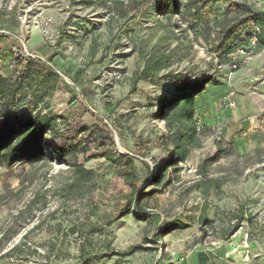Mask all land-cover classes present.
Masks as SVG:
<instances>
[{
    "label": "rangeland",
    "instance_id": "obj_1",
    "mask_svg": "<svg viewBox=\"0 0 264 264\" xmlns=\"http://www.w3.org/2000/svg\"><path fill=\"white\" fill-rule=\"evenodd\" d=\"M74 1L0 0V70L11 74L9 38H17L24 48L43 58L54 54L52 61L67 72L73 74L77 67L82 68L78 87L65 78L70 87L60 82L41 110L64 116L75 109L89 110L84 117L89 130L82 134L81 147L95 155L84 161L78 153L77 161L95 172L93 194L100 188L106 195L130 190L109 162L96 153L132 150L137 135L149 141L144 160L150 165V173L136 162L140 187L145 186L146 191L156 189L142 200L140 216H144H123L93 233V240L96 245L107 242L115 249L140 243L152 250L124 257L110 255L94 264H188L199 256L200 249L214 252L213 247L222 249L225 244L236 251L233 257L237 264H264V49L238 70H232L227 63L216 65L208 44L192 41L188 56L172 66L180 71L195 67L214 75L204 92L206 101L211 102L204 103V96L202 101L206 109L200 119L207 123L202 144L187 158L197 166L207 155L222 151L208 168V176L218 179L220 186L208 194L209 220L203 224L199 215L204 197L189 188L192 173L177 172L171 166L160 183L143 181L160 174L155 164L162 161L166 144L159 143L155 135H164L166 128L158 113L173 91L164 81L154 79L139 81L138 89L129 93V77L139 63L134 42L149 36L153 42L161 33L157 25L161 16L135 18L124 25L110 21L100 1L91 6ZM212 4L224 17L238 13L237 8L226 6V0ZM43 17L50 19L51 42L34 27L33 22ZM93 40L98 48L91 56ZM169 44L175 45L176 40ZM225 91H232V106L226 101L227 94L221 97ZM46 155V159L34 163L18 159L8 167L0 166V264L79 263L81 233L64 239V246L69 243L65 252L59 251L61 231L71 223L84 221L92 197L87 192L65 194L63 188L75 178L73 164L57 158L51 149ZM96 203L100 213L114 210L111 204ZM240 204L251 218L247 220L245 215L238 230L229 236L226 230L234 222L232 212ZM173 218L182 220L185 227L155 239L161 223ZM53 242L57 245L51 248ZM209 264H215L213 258Z\"/></svg>",
    "mask_w": 264,
    "mask_h": 264
},
{
    "label": "trees",
    "instance_id": "obj_2",
    "mask_svg": "<svg viewBox=\"0 0 264 264\" xmlns=\"http://www.w3.org/2000/svg\"><path fill=\"white\" fill-rule=\"evenodd\" d=\"M97 1H100V6L105 8L110 21H119L124 25L135 18L161 16V19L157 20L161 33L153 42L151 36L134 42L139 63L129 77L131 83L129 93L138 89L139 81L154 79L164 81L173 91L172 97L160 105L158 113L166 128L164 135H155L159 143L166 144L162 161L155 164L159 167L160 174L150 175L143 180L148 184L160 183L169 167H176L178 172L179 163L186 160L193 149L201 147L203 126L207 123H201L200 115L206 109L204 103L211 102L206 101L204 92L214 78L213 74H208L205 70H196L195 67L180 71L173 69L172 66L188 56V48L192 41L201 40L208 44L216 65L227 63L230 68L233 63L231 56L238 48L247 47L253 37L256 38L255 51L264 49V0L259 6L251 0H226V6L238 9L237 14L226 17L214 10L212 2L217 0H77L74 2L77 5L91 6ZM176 16L180 23L175 19ZM8 40L7 52L11 74H5L0 70V166L8 167L18 159H24L27 163L44 160L49 149L54 151L60 160L66 158L72 162L75 178L63 188L65 194L87 192L92 200L84 221L71 223L61 231L59 251L67 252L66 246L69 243L64 246V239L69 234L81 233L78 243V264H94L96 260L110 255L124 257L137 251L152 250L151 247H145L140 243L131 244L125 249H115L107 242L101 246L96 245L93 240V233L100 232L104 226L112 224L123 216L129 214L135 217L144 216V214L140 216L144 209L142 200L156 189L151 188L146 191L145 186L140 187L136 162L150 171V165L144 160L148 154L149 141L144 142L142 137L137 135L132 150L117 154L112 151L96 153L109 162L130 190L127 193L119 191L117 194L106 195L100 188L93 194L96 186L95 172L77 161L78 153H81L84 161L95 155L81 147L82 134L89 130L84 120L89 110L86 107L75 109L65 116L56 115L51 110L45 112L41 110V105L52 96L60 82L70 87L65 78L71 81L74 88L78 87L76 83L79 82L82 68L77 67L72 74L52 61L54 54L43 58L33 51L26 50L17 38ZM171 40H176V44L171 46L169 44ZM97 46L96 40H93L91 56L96 54ZM243 65L242 61H238L237 67L232 70H238ZM229 92L221 97L225 98ZM199 95L202 96L201 100L198 99ZM221 154L222 151L219 150L201 160L197 165L200 178L193 180L189 187L200 191L204 197L199 215V220L203 224L209 220L206 216L208 194L212 188L220 186L218 179L208 176V168ZM96 202L111 204L114 207L113 212L100 213ZM245 215L247 220H250L251 213L246 212L242 204L238 205L232 212L234 222L228 226L227 235L230 236L238 230ZM160 226L155 239L171 231L182 229L185 223L173 218L164 221ZM56 245V242L51 243V248ZM198 263L201 264L200 255Z\"/></svg>",
    "mask_w": 264,
    "mask_h": 264
},
{
    "label": "built area",
    "instance_id": "obj_3",
    "mask_svg": "<svg viewBox=\"0 0 264 264\" xmlns=\"http://www.w3.org/2000/svg\"><path fill=\"white\" fill-rule=\"evenodd\" d=\"M251 1L257 6H259L262 2V0H251ZM49 20H50L49 18H48V20H46V18L43 17V19H40V18L36 19L33 23H34V27L40 28L42 30V32L44 33L43 36L48 38L49 42H51V39L53 38V34L50 33V30L48 29V21ZM53 43H55V42L53 41L52 44ZM255 44H256V38L253 37L250 40L249 45L247 47L238 48L236 50V52L231 56L232 62H233L231 64V68H236L238 61H242L243 63H245L246 61L250 60L256 53ZM231 95H232V91H230L227 94V100L226 101H227L229 106H232L234 104V100H233ZM179 167H180L179 171L185 170L187 172L192 173L193 178H194L193 180H197L200 178V175L197 173V166L195 164L191 163V161H189L188 159L184 160L183 162H180ZM245 254H246L245 256L248 255L247 252ZM181 259H182V257H181ZM243 264H247V262H244Z\"/></svg>",
    "mask_w": 264,
    "mask_h": 264
},
{
    "label": "crops",
    "instance_id": "obj_4",
    "mask_svg": "<svg viewBox=\"0 0 264 264\" xmlns=\"http://www.w3.org/2000/svg\"><path fill=\"white\" fill-rule=\"evenodd\" d=\"M54 62L63 69V67H61L57 61L54 60ZM220 101V100H219ZM223 101V99H222ZM205 107V106H204ZM202 109V108H200ZM214 252H207L205 251V249H200L202 251H200L198 254L200 255V259H201V264H209L211 262V259L213 258V260L215 261V264H237L235 261L236 257H233V255L236 251L232 252V247H230V244H225L223 245L222 249H218L216 247ZM213 248H211L210 250H213ZM208 249V247L206 248ZM231 258V259H229ZM188 264H199L198 263V257H193L192 260L190 262H188Z\"/></svg>",
    "mask_w": 264,
    "mask_h": 264
},
{
    "label": "bare ground",
    "instance_id": "obj_5",
    "mask_svg": "<svg viewBox=\"0 0 264 264\" xmlns=\"http://www.w3.org/2000/svg\"><path fill=\"white\" fill-rule=\"evenodd\" d=\"M47 153H49V151Z\"/></svg>",
    "mask_w": 264,
    "mask_h": 264
}]
</instances>
